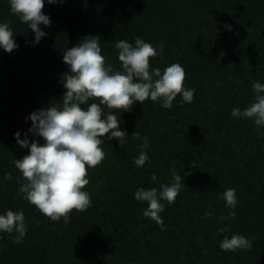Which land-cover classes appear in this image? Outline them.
Instances as JSON below:
<instances>
[{"label": "trees", "instance_id": "16d2710c", "mask_svg": "<svg viewBox=\"0 0 264 264\" xmlns=\"http://www.w3.org/2000/svg\"><path fill=\"white\" fill-rule=\"evenodd\" d=\"M43 12L51 24L39 26L47 35L34 44L9 0H0V23L9 24L18 45L12 53L0 48V215L23 210L27 225L20 244L12 242L15 232H0V264H264V127L231 115L254 102L253 83L264 84V0H45ZM89 35L100 38L114 70L121 69L117 41L162 43L151 67L163 72L179 63L184 87L195 95L191 103L177 96L171 109L147 100L114 111L129 137L122 146L102 138L106 157L88 170L84 189L91 207L73 211L65 224L19 194L14 160L28 149L15 134L44 143L29 132L28 117L62 102V75L69 71L63 53ZM135 131L139 140L131 138ZM145 136L149 162L136 167ZM173 167L185 187L174 204L161 201V230L143 216L147 203L134 193L171 184ZM9 172L12 179H4ZM229 188L236 191L235 209L221 198ZM230 211L235 219L221 221ZM220 227L230 231L218 235ZM233 234L249 238L251 250L222 251L221 241Z\"/></svg>", "mask_w": 264, "mask_h": 264}, {"label": "clouds", "instance_id": "9594fccd", "mask_svg": "<svg viewBox=\"0 0 264 264\" xmlns=\"http://www.w3.org/2000/svg\"><path fill=\"white\" fill-rule=\"evenodd\" d=\"M9 2L11 13L35 34L33 43H39L47 35L39 26L51 24L49 16L43 12L45 0ZM47 2L53 4L62 0ZM100 42L98 36L89 35L64 51L63 62L68 65L69 71L62 75L61 83L66 90L62 102L50 103L28 117L32 122L29 132L43 138L44 143L36 140L29 143L27 139H19V132L15 134L17 143L28 149V154L22 159L14 160L15 168L21 173L18 192L53 222L63 219L67 224L73 211L85 212L91 207V196L84 189L90 182L88 170L99 166L106 157L101 147L104 143L102 138H116L122 146L129 137L120 130V120L113 114L114 111L128 112L134 103L143 105L147 100L162 102L165 109L172 108L177 96L182 98V103L194 100L195 89L184 87L186 71L179 63H172L163 72L159 67H151L152 58L163 54L162 43L154 47L139 37L135 38L134 43L123 39L117 41L115 48L121 69L114 70L102 55ZM0 48L7 53L18 48L7 22L0 23ZM252 88L255 92L254 102L244 110L233 108L231 115L253 119L256 126L264 127V84L255 82ZM131 138L139 140L140 133L135 131ZM148 147L149 140L145 136L142 150L134 159L136 167H143L149 162ZM192 167H195V162ZM171 176L172 183L161 184L159 190L141 187L134 193L137 201L147 203L143 216L155 221L161 230L166 229L161 217L165 204L161 201L174 204L185 187L182 176L174 167ZM4 179L11 180L12 174L5 173ZM151 179L155 182L158 177L153 173ZM221 198L227 208H236L235 189L225 190ZM235 216V211H230L227 216H221V221L235 219ZM228 231L229 227H220L217 234ZM0 232L9 235L15 232L17 235L12 242L20 244L27 233L23 210L9 209L0 215ZM220 248L233 252L251 250L252 241L243 235L233 234L230 238L224 237Z\"/></svg>", "mask_w": 264, "mask_h": 264}, {"label": "rangeland", "instance_id": "374dc122", "mask_svg": "<svg viewBox=\"0 0 264 264\" xmlns=\"http://www.w3.org/2000/svg\"><path fill=\"white\" fill-rule=\"evenodd\" d=\"M232 233H233V232H231V234H232ZM204 253H205V254L207 253V250H206V249L204 250Z\"/></svg>", "mask_w": 264, "mask_h": 264}]
</instances>
